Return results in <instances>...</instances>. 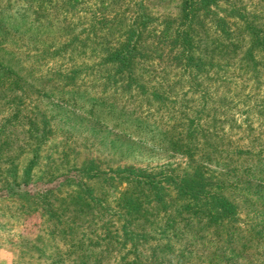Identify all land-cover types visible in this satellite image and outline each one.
Segmentation results:
<instances>
[{
	"label": "rangeland",
	"instance_id": "obj_1",
	"mask_svg": "<svg viewBox=\"0 0 264 264\" xmlns=\"http://www.w3.org/2000/svg\"><path fill=\"white\" fill-rule=\"evenodd\" d=\"M77 2L65 13L60 0H0V179L51 191L38 206L24 193L0 197V264H264V72L243 78L234 49L198 76L186 71L174 36L183 0ZM217 8L264 26V0ZM134 24L138 82L126 94L103 60ZM202 31L194 52L211 58ZM139 82L165 84L170 101L159 104ZM204 104L213 111L200 122L216 133L207 144L184 128ZM130 172H198L209 202L224 196L234 216L189 219L182 206L197 200L177 197L169 181L163 193L173 207L162 209L150 191L148 221L129 229L142 235H127L116 212Z\"/></svg>",
	"mask_w": 264,
	"mask_h": 264
},
{
	"label": "trees",
	"instance_id": "obj_2",
	"mask_svg": "<svg viewBox=\"0 0 264 264\" xmlns=\"http://www.w3.org/2000/svg\"><path fill=\"white\" fill-rule=\"evenodd\" d=\"M183 1L182 14L175 26L174 36L176 39L175 44H177L182 51L179 58L181 57L185 62V70H194L196 71V76H198L199 74H202L203 70H210L211 68L220 65L219 62L228 60L230 53L234 49L235 53H238V51L241 50L237 70L242 72L243 78L250 77L248 78L249 81L252 79L259 80L260 72H264L263 24H257L254 20H249V18L245 19L238 15L235 16L237 17V20L232 18V16H220L217 8L218 0ZM60 2L62 5H65V13L77 10V0H60ZM236 12L241 11L236 10ZM238 19H244V22H236L239 21ZM240 28L244 29L242 33H239ZM202 30H204V32L207 30L210 38L209 42L207 36V42H205V45L207 44L208 48H211V58H202L199 55L197 56L194 52L197 50V45L200 46V44H204L203 38L200 36L203 33ZM199 33L201 34L199 35ZM122 37L123 38L121 42L118 43L117 48L107 54L103 63L107 65L109 64L113 67L115 73L114 75L109 76L111 77L110 80L114 81L113 83L117 84V86L118 83L121 82L122 85L120 89L128 94L132 89L134 80L138 82L134 76L136 72L135 66L137 64V57L141 55L139 49L141 42L139 27L135 26V24L129 26ZM221 58L223 60H220ZM223 79L225 81L230 80L228 77H224ZM139 83L137 84L138 88L146 89L148 92L151 91L149 93L150 97H152L153 100L158 101L159 104L163 105L165 100L170 101V96L168 94L169 91H167L168 88L165 84L161 83L156 87L149 86L144 82ZM164 88H166L165 91H162ZM207 106V104H204L203 108L198 110L197 120L187 118L186 124L184 125V128L187 129L188 138H198L199 142L203 140L204 144L209 142L208 138L210 137L208 136H214V134H216L214 132L215 130H206L205 126L200 122L203 118L202 115L205 113L211 115V112L213 111V109L207 108ZM188 108L192 109L191 107ZM214 119L216 120L217 118L214 117ZM210 133L212 134L210 135ZM199 135L201 136L199 137ZM173 145L176 147L178 144L174 143ZM180 147H182V149L184 148L182 150L184 153L190 155L191 147L188 148V146L185 145ZM11 177L12 176H5L0 179V184H2V187L0 186V197L17 194L20 196V194L24 193V199L26 200L27 205L31 204L38 206L37 203L39 202L37 201L39 198L45 200L48 198L49 194H51V191L44 188L43 185V187L32 192V190H30L32 183H29L28 180L18 183L15 179L13 182H10L12 179ZM127 177L128 179L133 180L128 181V183H130V188L123 190L120 195L118 199L120 210L116 212L117 214L119 213L120 220L126 223L125 226L126 229H128L126 232L127 235H132L133 237L142 235V233L137 234L138 232L129 229L133 226L130 224H133L134 221H148L146 217L151 212L144 209V198L148 199V197H150V195H148L150 191L152 192L151 195L154 196L155 201L162 209L166 211L173 207L172 204L168 205L165 201V196L167 194L165 195L163 193L165 190L164 185L169 181H171L169 183H173L177 197L182 198L187 196L191 199L197 200V203L194 205L186 204L182 206L183 211L187 214L189 219H197L196 222L202 223L205 222L203 218H206L207 221H212L218 224L221 222L224 223L227 219L229 220V217L234 216V208L224 196L216 193L212 196V203L209 202L208 197L203 192L204 189L203 186H201L202 182L198 180L199 178H202L198 172L188 177V179L167 176L164 172H160L157 176L146 174V172H130ZM202 198H204V202L202 201ZM212 204L213 208L210 207ZM149 205L150 204H148V206ZM156 229L158 230V228ZM158 231L160 235L164 234L163 228H159ZM146 234H144L143 237H145ZM163 250L172 254V250L166 246L163 247Z\"/></svg>",
	"mask_w": 264,
	"mask_h": 264
}]
</instances>
